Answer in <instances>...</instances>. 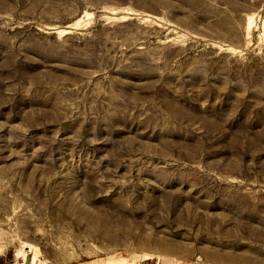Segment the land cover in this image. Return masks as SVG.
<instances>
[{
  "label": "rangeland",
  "instance_id": "rangeland-1",
  "mask_svg": "<svg viewBox=\"0 0 264 264\" xmlns=\"http://www.w3.org/2000/svg\"><path fill=\"white\" fill-rule=\"evenodd\" d=\"M0 264H264V0H0Z\"/></svg>",
  "mask_w": 264,
  "mask_h": 264
},
{
  "label": "bare ground",
  "instance_id": "bare-ground-1",
  "mask_svg": "<svg viewBox=\"0 0 264 264\" xmlns=\"http://www.w3.org/2000/svg\"><path fill=\"white\" fill-rule=\"evenodd\" d=\"M250 27V26H249ZM251 29V28H250Z\"/></svg>",
  "mask_w": 264,
  "mask_h": 264
}]
</instances>
